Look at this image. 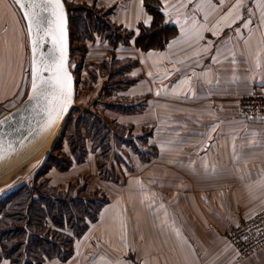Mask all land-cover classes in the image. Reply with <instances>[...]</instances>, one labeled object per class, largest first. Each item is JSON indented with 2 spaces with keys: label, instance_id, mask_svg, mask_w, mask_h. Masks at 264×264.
<instances>
[{
  "label": "crops",
  "instance_id": "0c3cea01",
  "mask_svg": "<svg viewBox=\"0 0 264 264\" xmlns=\"http://www.w3.org/2000/svg\"><path fill=\"white\" fill-rule=\"evenodd\" d=\"M77 1L109 9L132 33L117 45L123 58L138 53L132 68L140 75L125 74L135 83L118 94H145L146 107L113 113L152 127L157 152L131 159L123 232L114 230L116 202L102 205L79 235L49 221L58 235L47 238L70 254L44 255L40 264H264V247L236 261L227 236L264 208V120L238 113V98L264 84V0H240L238 11L237 0H153L155 19L146 0ZM0 21L2 70L18 51L4 53L5 29L20 22L9 0H0ZM170 144L178 149L163 153L160 145Z\"/></svg>",
  "mask_w": 264,
  "mask_h": 264
},
{
  "label": "rangeland",
  "instance_id": "374dc122",
  "mask_svg": "<svg viewBox=\"0 0 264 264\" xmlns=\"http://www.w3.org/2000/svg\"><path fill=\"white\" fill-rule=\"evenodd\" d=\"M62 1L68 17L70 42L68 63L74 77L71 110L56 139H53L35 159L21 167V171L19 170L15 174H19V177L12 184V189L5 195L15 192L23 186H27V188L39 186L38 189L47 190L48 193L66 192L71 196L90 198L95 200L93 204H97V206L100 203L104 205L107 202H116L118 205H115L117 207L112 210L111 214L114 230L123 232L124 202H126L124 184L129 172L128 169L133 164L131 159L135 155L141 156V152L144 157L148 155L150 159L155 157L157 152V142L154 139L156 133L154 134L152 127L149 129L148 126L139 124L140 122L135 124L130 121L128 116L124 118L113 113L116 111H119L116 113L127 112V114L140 112L146 107L145 94L135 97L125 96L124 91L118 94L121 88L129 87L135 83L134 80L131 83H129L130 80L126 81L125 74L140 75L138 66L132 68L137 65L138 59L135 57L138 53L123 58L126 56L125 48L120 49L117 43L116 47L109 38L96 32H92L90 34L91 39L87 40L85 36H82L81 40L80 32H78V39L75 41L73 38L74 33H76L75 30L81 29V27L77 26L76 23L74 25L71 16L81 14L78 13L77 9L79 6L102 9L100 16L103 15L112 25H116V23L111 20L109 9L92 6L77 0ZM98 4L101 5V2L98 1ZM11 7L20 18V22L16 24V29H5V34L2 35L5 39L4 53L9 52V46H11V50L15 46L18 51H15L12 64H5L2 70L0 69V115L24 98L30 81V48L26 26L13 1H11ZM6 8L7 6L4 9ZM5 24L4 28L8 26V23L5 22ZM119 32L125 34L123 28H120ZM82 44L86 46L83 54L74 50L75 46ZM104 62L106 63L104 64ZM120 68H126L125 72H121L120 75L117 73L112 75V80L119 83L115 87L118 89L101 94L108 77L111 76L108 73L110 69L116 72ZM18 85L19 87H17ZM262 85L264 84H260L254 91L259 90ZM116 94L119 98L116 97ZM238 113L242 115L239 106ZM251 120L256 121V119ZM87 121H92L94 124L88 125ZM72 131L75 132L78 143L75 149L73 147L75 152L72 151L70 143ZM160 148L163 153H172L178 149V146L160 145ZM61 157H64L63 163L67 165L58 163V159ZM133 168L135 167L133 166ZM138 192L142 194L141 190ZM166 195L170 196L171 193H166ZM4 196L0 198V201ZM92 207L89 214L83 215V224L86 223L85 229H87L88 222L94 221L98 216L100 207L97 210L94 209V205ZM90 217H94V219Z\"/></svg>",
  "mask_w": 264,
  "mask_h": 264
},
{
  "label": "trees",
  "instance_id": "16d2710c",
  "mask_svg": "<svg viewBox=\"0 0 264 264\" xmlns=\"http://www.w3.org/2000/svg\"><path fill=\"white\" fill-rule=\"evenodd\" d=\"M145 5L153 13L155 19V7L157 5L153 3V0H146ZM77 9L78 13L80 12L81 14L71 16V21H73L74 25L76 23L77 26L81 27V29L77 28L75 30L76 33H74L73 37L75 41L78 39V32H80L81 40L82 36H85L86 40L91 39L90 34L96 32L99 35L102 34L109 38L110 42L114 45L118 42L127 41L132 35L127 30H125V34L119 32L121 28L119 25H112L103 15L100 16L102 9L84 5L77 7ZM153 23H155V20ZM152 28L153 26L148 31ZM152 30H154L152 31L153 33L150 32L149 34L152 33L153 35L157 33L155 26ZM142 37L141 35L138 36V42ZM85 48L86 46L82 44L77 47L75 46L74 50H78L83 54ZM125 69L120 68L116 72L110 69L108 73L111 76L108 77V81L105 83V87L102 88L101 94L118 89L115 87L119 83L112 80V75H114L113 73L120 75L121 72H125ZM126 79L128 81V78ZM87 122L88 125L94 124L92 121ZM70 143L72 145V151L75 152L73 147L75 149L78 143L75 132L73 131L71 132ZM63 158H59L58 163L67 165L63 163ZM38 188L39 186L35 188L23 186L15 192H10L5 195L0 201V262L2 258H8L10 261L9 264H31L32 262L40 264L44 255L49 254H61L62 258H66L70 254L69 251L66 252L69 250V247L65 246L68 249L63 251L55 241L51 242L47 238L49 234L51 233L52 236L58 235L54 227H59L63 224V226L66 225L71 228L74 235H79L86 227V224H83V215L89 214L92 211L93 205L96 210L102 205V203L98 206L97 204H93L95 200L90 198L84 199L80 196H71V194L66 192L48 193L47 190H40ZM90 218L94 219V217ZM49 221L54 225L53 228L48 226ZM63 237L66 238V236ZM64 242L65 245H69L67 242H70V240L65 239Z\"/></svg>",
  "mask_w": 264,
  "mask_h": 264
},
{
  "label": "water",
  "instance_id": "95a60500",
  "mask_svg": "<svg viewBox=\"0 0 264 264\" xmlns=\"http://www.w3.org/2000/svg\"><path fill=\"white\" fill-rule=\"evenodd\" d=\"M11 1L17 6L26 26L30 48V81L28 91L24 98L0 115V176L26 161L50 139H56L69 115L71 100L74 95V77L69 69L68 63L70 50L68 17L63 1L60 0L63 6L64 46L66 48L64 70L70 77V102L60 111L58 117L50 125L47 124L48 117L47 113L44 111L45 102L43 99L38 101L35 98H29L32 93V39L35 37L30 38L29 36L28 21L24 18V11L21 6L17 4L15 0ZM42 16L47 19L50 17V13L44 12ZM37 51L38 59L42 58L49 64H53V58H59L60 55L58 47L54 46L51 36H45L43 40L37 44ZM52 74V72H45L43 76L47 78L52 76ZM18 177L19 174L14 175L7 183L0 185V198L12 189V184Z\"/></svg>",
  "mask_w": 264,
  "mask_h": 264
},
{
  "label": "snow or ice",
  "instance_id": "6c2138e0",
  "mask_svg": "<svg viewBox=\"0 0 264 264\" xmlns=\"http://www.w3.org/2000/svg\"><path fill=\"white\" fill-rule=\"evenodd\" d=\"M24 11V18L28 21V33L32 39V93L30 99H43L44 111L47 113V124L50 125L58 117L70 97V77L64 70V56L66 48L65 34L63 30L62 4L60 0H15ZM241 7L240 0L233 5L237 11ZM50 13L45 19L42 13ZM239 16H236L238 19ZM227 19V18H225ZM264 19V13H262ZM42 34V35H41ZM45 36L53 38L54 46L58 47L59 58H53V64L44 59H38L37 44ZM52 72V76L45 78L43 73Z\"/></svg>",
  "mask_w": 264,
  "mask_h": 264
},
{
  "label": "built area",
  "instance_id": "2783aa9c",
  "mask_svg": "<svg viewBox=\"0 0 264 264\" xmlns=\"http://www.w3.org/2000/svg\"><path fill=\"white\" fill-rule=\"evenodd\" d=\"M240 112L247 119L264 120V85L251 94L239 98ZM228 239L235 250V259L241 260L264 247V208L232 227Z\"/></svg>",
  "mask_w": 264,
  "mask_h": 264
},
{
  "label": "bare ground",
  "instance_id": "6f19581e",
  "mask_svg": "<svg viewBox=\"0 0 264 264\" xmlns=\"http://www.w3.org/2000/svg\"><path fill=\"white\" fill-rule=\"evenodd\" d=\"M52 139H50L49 141H47V143H45L40 149H38V151H36L30 158H28L26 161H24L23 163L15 166L14 168H12L10 171L4 173L3 175L0 176V185H3L5 183H7L17 172H19V170L21 169L22 166H24L27 162L35 159L39 154H41L45 148L47 147L48 144H50ZM21 171V170H20Z\"/></svg>",
  "mask_w": 264,
  "mask_h": 264
}]
</instances>
